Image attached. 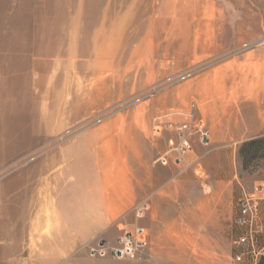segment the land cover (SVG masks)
I'll return each mask as SVG.
<instances>
[{
    "label": "rangeland",
    "instance_id": "obj_1",
    "mask_svg": "<svg viewBox=\"0 0 264 264\" xmlns=\"http://www.w3.org/2000/svg\"><path fill=\"white\" fill-rule=\"evenodd\" d=\"M28 8L29 20L0 21V225L10 215L19 227L12 251L0 233V264H264V0ZM182 123L210 141L195 134L176 164ZM113 179L135 192L129 217L82 242L96 213L80 212L79 193ZM250 195L263 231L239 244ZM133 225L148 236L141 258L88 256Z\"/></svg>",
    "mask_w": 264,
    "mask_h": 264
},
{
    "label": "crops",
    "instance_id": "obj_2",
    "mask_svg": "<svg viewBox=\"0 0 264 264\" xmlns=\"http://www.w3.org/2000/svg\"><path fill=\"white\" fill-rule=\"evenodd\" d=\"M13 2L14 0H0V21L3 22L13 19L29 20L28 6L30 5V0H27V3L21 1L19 12L16 10V13L13 7ZM17 5L18 9L19 4ZM85 187L86 188L84 191L79 193L78 206L80 208V212L84 213L85 217L87 218H89L93 213H96V221L92 222L90 226H86L88 230L83 235L82 242L87 243L88 241H91L100 235L112 236L115 225L119 223V221L126 220V218L129 217L126 214H128L127 211H129L130 208L135 204L136 195L135 192L133 194L131 193V190L127 184L122 185L116 179L109 180L108 183H106V181L104 183L101 182L97 190H94V185L92 183L90 185L86 184ZM72 201L74 202V200ZM76 204L77 202L75 197V205ZM6 214H9V212L7 211ZM69 218L71 220L72 215L69 216ZM5 219V225H0V233L3 234V231H5V236L7 239L6 244L8 242L10 243L6 249L12 251L14 230L15 228L18 229L19 227L17 224V226L14 225L13 217L11 218L10 215H6ZM23 221L24 220H22L21 236H24L23 231L25 230V243L29 245L30 223L28 213L26 214L25 225ZM70 226H72V224H70ZM37 228H40V226L38 225ZM70 243L79 244L80 242H78V240H73V242L71 241Z\"/></svg>",
    "mask_w": 264,
    "mask_h": 264
},
{
    "label": "built area",
    "instance_id": "obj_3",
    "mask_svg": "<svg viewBox=\"0 0 264 264\" xmlns=\"http://www.w3.org/2000/svg\"><path fill=\"white\" fill-rule=\"evenodd\" d=\"M178 144H170L176 153L175 163H183L184 157L193 151L192 137L197 134L201 145L207 146L210 141V134L205 126L199 124L195 131L192 130L190 123H182L176 126ZM172 151V152H173ZM167 160H163L166 164ZM258 199L254 195L243 197L238 201L237 214L234 224L238 228L248 229L249 233L239 239V244L252 241V233H261L262 227L257 223ZM149 205L143 204L135 209L136 220H142L149 211ZM148 247V236L146 229L133 225L131 229H126L112 245L99 243L92 246L88 251L90 258H114L117 260L141 258ZM237 260H240L238 257Z\"/></svg>",
    "mask_w": 264,
    "mask_h": 264
}]
</instances>
